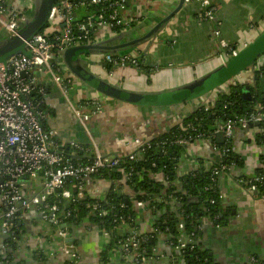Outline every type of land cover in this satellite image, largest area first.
<instances>
[{"label":"crops","instance_id":"crops-1","mask_svg":"<svg viewBox=\"0 0 264 264\" xmlns=\"http://www.w3.org/2000/svg\"><path fill=\"white\" fill-rule=\"evenodd\" d=\"M4 1L7 7L15 3L21 4L26 9L25 12L30 4V0ZM165 1L167 0H127L121 15L133 25L141 21L142 16H148L157 10ZM211 1L216 8V23L197 21L201 11L200 4L195 0L186 1V11L181 12L179 19L177 18L183 23L176 31L169 32L172 37L162 48L155 50L156 44V47L153 46L155 52L148 59L141 57L144 68L124 66L112 68L111 71L105 70L100 64L101 53H86L83 59L89 63L84 66L92 73L128 91L146 94L167 91L216 69L219 63H222L217 40L209 36L212 29L217 26L223 36L222 39L238 49L237 55L230 58L229 62L234 73L241 77V84L246 83L242 94L245 96V93H249L245 96L249 97L253 84L251 63L258 50L254 54L250 52L252 56L249 59L238 58L240 51L250 44H256L264 37V0ZM98 36L99 41H102L112 35L107 29H100ZM263 53L257 56L256 63L263 61ZM53 54V60L60 62L59 52L54 50ZM240 60H244L242 65ZM235 65L240 67L234 70ZM31 72L37 78L36 86L41 85L44 88L41 95L44 127L56 129L60 140L86 141V136L79 130L73 112L57 87L48 78L41 76L36 68H32ZM67 74L72 79L71 97L75 105L78 106L80 101L87 97L100 98L99 109L91 107L88 111L90 117L87 118V123L93 138L106 155H124L134 151L146 141L168 132L174 126L181 125L184 118L190 116L199 106L212 104L220 92L216 94L208 92L202 99L198 97L188 103L167 104L157 97V102L138 105L100 96L70 72ZM258 132L255 125L246 131L235 129L232 137L233 147L243 158V167L229 169L217 177L216 184L220 191L221 204L228 214L226 224L216 227L209 219L202 218L196 230V243L201 249L208 251L216 264H243L244 259L247 264H253L252 258H257L264 264V198L252 193L237 181L239 175H252L255 169L260 167L259 156L264 154V145L255 142L254 136ZM221 143L223 142H218L217 139L216 145L210 139L192 142L181 157L177 173L181 175L193 171L197 165L195 161L193 162L195 159L215 162L220 158L218 146ZM160 176L156 175V179ZM94 183L90 181L88 185ZM102 188L105 191L107 186L102 184ZM136 213V224L139 228L142 231L149 230L154 224L150 213L141 208H137ZM30 214H25L24 219ZM25 231L26 246L41 249L47 258V264L68 262V257L61 251V246L55 244L48 225L27 223ZM68 238L71 239L68 242L75 249V254L78 255L77 264H101L100 254L109 241L103 230L84 220L82 223L69 226ZM171 252L168 235H163L158 239L157 252L139 264H169ZM109 255L112 264H135L128 263L126 254L121 255L119 251Z\"/></svg>","mask_w":264,"mask_h":264},{"label":"built area","instance_id":"built-area-1","mask_svg":"<svg viewBox=\"0 0 264 264\" xmlns=\"http://www.w3.org/2000/svg\"><path fill=\"white\" fill-rule=\"evenodd\" d=\"M126 1L55 0L48 16V26L26 42L27 53H18L7 58L5 62H0V234L6 235L5 239H0V248L5 250L10 244L16 243L19 246L14 255L16 260L29 261L32 250H39L45 255L41 249L29 248L25 244L27 223L37 222L45 223L51 229L55 244L60 245L61 251L68 257V262L65 264H77L78 255L68 242L70 225L66 224L69 219L77 217V211L74 207L69 208V203L90 197L93 201L88 203L87 207L98 215H107L109 211L101 210L100 202L114 182L93 175L101 171H118L125 158L134 160L142 156V146L150 145L149 141H146L134 151L124 155L103 153L87 123V118L90 117L88 111L91 107L99 109L100 98L87 97L80 101L78 106L75 105L71 97L72 79L62 62L53 60L54 50L60 54L66 47L99 41L100 29H107L111 35H114L130 27V23L121 15ZM195 1L201 6L199 22L216 23V8L212 1ZM77 7L96 9L95 14L92 13L74 21L73 14ZM25 10L19 3L7 7L5 1L0 0V27L13 35H19L17 21L23 18L21 13ZM75 31H78L79 35H76ZM92 34H94L93 37H91ZM211 34L218 41L222 63L237 55V47L220 38V30L217 26L212 29ZM262 57V62L251 67L253 71L259 64H264V55ZM138 63L139 56L136 52L103 53L100 58L102 68L109 71L115 67H138ZM32 68H36L41 76L48 78L57 87L73 112L79 130L86 136V141L60 140L56 129L44 127L41 98L44 88L41 85L36 86L37 78L32 74ZM109 74L112 73L109 72ZM213 105L214 102L203 106L208 109ZM263 118L264 105L256 103L249 113L227 118L212 131L199 132L193 142L198 139H210L215 144L216 134L219 131L222 133L223 143L232 141L235 129L246 131ZM179 126L184 131L196 130L193 122ZM258 131L262 129L258 128ZM191 138L190 136L179 137L176 142L187 146L188 149L192 143ZM228 149V147L219 149L220 158ZM233 151L236 152L235 147ZM194 161L197 165L193 170L211 169L213 179L215 175L218 177L220 173L230 169L229 165L222 162L198 159ZM156 175L161 176L156 179ZM248 176L250 179L246 181L248 186L245 188L253 192L264 177L253 174ZM154 177L164 184L167 183L161 172L154 174ZM90 181L95 183L88 185ZM123 181L124 179L121 178L122 183ZM238 183L240 184L239 181ZM102 184L107 186L105 191ZM261 197L264 198V194ZM156 200L160 201V198L156 197ZM135 206L136 212L137 208H141L150 213L143 202H136ZM124 207V203L119 202L113 204L110 209V222L117 233L124 237L117 251L121 252V255L126 254L128 263L139 264L147 260L141 245L152 238L150 234L156 231L158 238L167 234L159 232L153 226L147 231H142L137 224L134 227L129 221V216L123 213ZM28 213L31 214L24 219L25 214ZM95 226L98 228L96 224ZM179 226L182 228L181 224ZM103 231L110 238V231ZM196 239L197 237H193V234L180 233L174 240H170L168 235V243L172 249L169 264H177L175 262L177 258L184 259L186 245ZM157 245L158 242L154 253L157 252ZM252 262L262 264L257 258H252Z\"/></svg>","mask_w":264,"mask_h":264},{"label":"trees","instance_id":"trees-1","mask_svg":"<svg viewBox=\"0 0 264 264\" xmlns=\"http://www.w3.org/2000/svg\"><path fill=\"white\" fill-rule=\"evenodd\" d=\"M127 2V1H126ZM93 8L77 7L74 10V21L79 20L92 13L95 14ZM132 25V23H130ZM48 26L44 24L45 29ZM41 28L39 32L44 29ZM79 35L78 31H75ZM94 34L91 35L93 37ZM255 53L252 63L256 64L257 56L263 53V48ZM142 59L139 58L138 67H143ZM244 87L235 86L226 92H219L214 105L211 108L199 106L182 121V125L189 122L195 124L196 130H182L180 126H174L168 132L162 133L157 137L149 140L150 145L142 146V156H138L134 160L125 158L120 164L118 171H101L94 177L109 179L114 183L105 192V198L101 200V210H106L108 214L98 215L95 211H91L87 204L92 202L90 197L78 199L74 203H69V208L74 207L77 211V217L69 219L66 224L77 225L84 220H88L98 226V228L110 231V238L106 247L100 254V263L112 264L109 254L119 249L124 237L114 229L111 224V206L123 202L125 207L123 213L129 216V221L136 226V202H143L150 212L151 219L154 221L153 227L159 232L169 235L170 240H174L180 233L185 235L193 234L197 236L195 230L202 221L207 218L219 226L223 225L227 220V212L223 208L220 199V191L217 188L216 175L214 179L211 177V169L198 168L185 174L177 173V166L182 155L186 152L187 146H182L176 142L179 137H192V141L201 131H212L222 121L227 118L249 113L256 103L264 105V64H259L253 71V84L250 87V96L245 97L242 94ZM36 98H40L37 97ZM43 108V104H42ZM262 131L255 134V142L264 145V118L255 124ZM228 147V151L215 162H222L229 165L230 169L242 168L243 158L233 151V142H225L219 144V149ZM260 167L256 168L253 175L264 177V154H260ZM161 172L166 179V184L156 180L154 174ZM121 178L124 179L123 183ZM250 177L241 174L237 180L244 187L248 186L246 182ZM125 188V191H123ZM255 194L262 196L264 194V178L262 182L257 184ZM160 198V201L156 200ZM211 200H213L211 202ZM182 228H179L180 225ZM158 233L152 232L151 239L141 245L144 250V256L147 259L154 254V248L158 242ZM193 248L190 249V247ZM19 246L16 243L2 250L0 248V264H47V258L39 250H32L31 259L16 260V251ZM184 261L187 264H216L208 254L207 250L201 249L194 240L191 244L186 245V253Z\"/></svg>","mask_w":264,"mask_h":264},{"label":"water","instance_id":"water-1","mask_svg":"<svg viewBox=\"0 0 264 264\" xmlns=\"http://www.w3.org/2000/svg\"><path fill=\"white\" fill-rule=\"evenodd\" d=\"M54 2L55 0H30L28 10L26 12L23 11L21 13L23 18H19L17 21L19 35H13L0 27V62H5L7 58L18 53H27L26 42L43 28ZM185 4H187L185 0H167L150 15L142 16V20L134 23L130 29L112 35L102 41L66 47L60 53L61 62L64 68L76 79L88 85L91 90L100 96H107L138 105L157 102V97L167 104L188 103L198 97L202 99L209 92L205 86L206 81L220 69H213L188 83L170 90L146 94L122 89L120 85L109 82L107 79L92 73L84 66V64L87 65L89 63L83 59L86 53L103 54L136 51L139 58L148 59L155 50H159L164 46L165 42L170 40L172 36L169 35V32L179 29L183 22H180L177 18L179 19L181 12L186 11L187 6ZM197 21L199 20L197 19ZM209 36L215 39L211 33H209ZM220 38H223V36L221 35ZM230 58L226 59L222 64L225 69L226 67L231 68L229 66ZM253 65L251 63L252 67ZM229 71V76L237 74H234L232 70ZM216 139L218 142H223L220 131L216 134ZM252 193H255V191ZM213 224L216 227L219 226L217 223ZM5 238L6 235L0 234L1 240ZM68 240L71 239L68 238ZM244 260L243 264H247L246 259ZM175 262L177 264H186L181 257L177 258Z\"/></svg>","mask_w":264,"mask_h":264},{"label":"rangeland","instance_id":"rangeland-1","mask_svg":"<svg viewBox=\"0 0 264 264\" xmlns=\"http://www.w3.org/2000/svg\"><path fill=\"white\" fill-rule=\"evenodd\" d=\"M18 1L22 2L21 0H18ZM216 42L218 44V41H216ZM245 45H246V43H245ZM263 45H264V37H262L260 40H258L256 42V44H252V45L250 44L249 47L240 51V56L238 59H244V58H245L244 60L249 59L252 56L250 52H253V54H254L257 50L262 49ZM235 56H232V57H235ZM244 60H240L241 65L243 64ZM222 64L223 63H219V65L217 66V69H220V70L217 71L212 77H210L205 83V86H206L207 90L209 91V93L216 94L219 91L223 92V91H226L228 89L234 88L235 86H241V85L244 86V88H246V85H245L246 83L241 84L242 83L241 77L235 73H234L235 75L229 76V73H230L229 70L233 71V69L227 68V67L225 69ZM239 67L240 66L235 65L234 70H236ZM242 73H243V71H242ZM238 77H240V79H238ZM245 94H246L245 96H247L249 93H245Z\"/></svg>","mask_w":264,"mask_h":264},{"label":"flooded vegetation","instance_id":"flooded-vegetation-1","mask_svg":"<svg viewBox=\"0 0 264 264\" xmlns=\"http://www.w3.org/2000/svg\"><path fill=\"white\" fill-rule=\"evenodd\" d=\"M215 17H216V15H215ZM215 21H216V19H215ZM202 22H210V23H215V22H212V21H202ZM220 36H221V34H220ZM263 55H264V53H263ZM254 66V65H253Z\"/></svg>","mask_w":264,"mask_h":264}]
</instances>
